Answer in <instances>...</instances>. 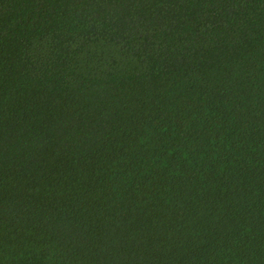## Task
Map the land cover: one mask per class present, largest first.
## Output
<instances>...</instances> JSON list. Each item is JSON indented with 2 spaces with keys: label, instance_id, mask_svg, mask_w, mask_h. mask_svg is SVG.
I'll return each instance as SVG.
<instances>
[{
  "label": "trees",
  "instance_id": "obj_1",
  "mask_svg": "<svg viewBox=\"0 0 264 264\" xmlns=\"http://www.w3.org/2000/svg\"><path fill=\"white\" fill-rule=\"evenodd\" d=\"M0 264H264V0H0Z\"/></svg>",
  "mask_w": 264,
  "mask_h": 264
}]
</instances>
